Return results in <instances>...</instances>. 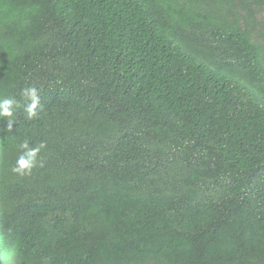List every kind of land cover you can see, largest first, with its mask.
<instances>
[{
  "label": "trees",
  "instance_id": "obj_1",
  "mask_svg": "<svg viewBox=\"0 0 264 264\" xmlns=\"http://www.w3.org/2000/svg\"><path fill=\"white\" fill-rule=\"evenodd\" d=\"M0 97L6 264H264V0H0Z\"/></svg>",
  "mask_w": 264,
  "mask_h": 264
},
{
  "label": "clouds",
  "instance_id": "obj_2",
  "mask_svg": "<svg viewBox=\"0 0 264 264\" xmlns=\"http://www.w3.org/2000/svg\"><path fill=\"white\" fill-rule=\"evenodd\" d=\"M20 96L25 102L24 111L27 114L28 119H33L38 116V106L40 105V94L38 89L33 86L24 87ZM20 101H17L14 97H0V117H6L7 127L12 128L15 119L14 116V105L19 106ZM46 142L40 141L35 146H30V143L27 139L19 142L18 147L23 151L18 156L15 165L12 167V171L21 176L30 175L33 168L37 166V158L39 153L46 148ZM40 166H43V161L40 162ZM2 246H0V264H6L5 259L3 258Z\"/></svg>",
  "mask_w": 264,
  "mask_h": 264
}]
</instances>
